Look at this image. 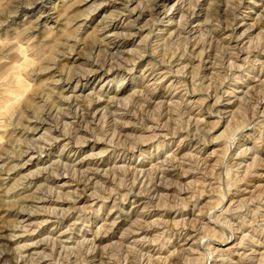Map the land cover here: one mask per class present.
<instances>
[{"label": "clouds", "instance_id": "clouds-1", "mask_svg": "<svg viewBox=\"0 0 264 264\" xmlns=\"http://www.w3.org/2000/svg\"><path fill=\"white\" fill-rule=\"evenodd\" d=\"M0 264H264V0H0Z\"/></svg>", "mask_w": 264, "mask_h": 264}]
</instances>
